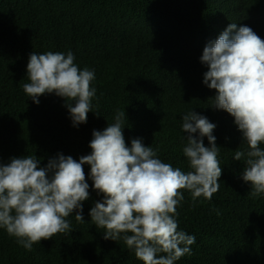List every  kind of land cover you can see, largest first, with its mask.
I'll list each match as a JSON object with an SVG mask.
<instances>
[{"label":"trees","instance_id":"1","mask_svg":"<svg viewBox=\"0 0 264 264\" xmlns=\"http://www.w3.org/2000/svg\"><path fill=\"white\" fill-rule=\"evenodd\" d=\"M230 23L248 26L264 40V0H0V163L32 155L45 167L59 154L79 162L91 154L93 132L125 112L128 147L141 139L162 162L187 172L182 118L195 111L216 125L222 175L210 201L193 202L181 190L178 231L196 242L191 255L175 264H264V194H249L245 158L233 159L248 146L234 118L214 107L215 90L203 83V50ZM48 51H70L81 70L94 71L96 95L86 123L73 126L63 98L44 94L36 104L23 91L30 55ZM203 142L210 146L207 137ZM83 170L89 184L84 222L76 221L74 210L66 218L70 231L30 251L0 228V264H142L124 234L106 240L105 230L91 221V208L104 197L93 188L90 166Z\"/></svg>","mask_w":264,"mask_h":264},{"label":"clouds","instance_id":"2","mask_svg":"<svg viewBox=\"0 0 264 264\" xmlns=\"http://www.w3.org/2000/svg\"><path fill=\"white\" fill-rule=\"evenodd\" d=\"M201 63L208 67L203 83L216 92L214 107L234 118L248 146L247 152L236 150L233 159L245 158L242 179L251 184L249 194L258 197L264 194V40L250 27L230 23L204 48ZM27 76L30 82L23 91L33 103L55 94L65 100L74 127L86 123L96 95L91 87L95 73L81 70L72 52H33ZM124 118L125 112H117L115 123L94 131L91 154L79 162L59 154L45 167L32 155L0 163V228L30 251L41 240L70 231L66 218L74 210L76 221L84 222L89 184L83 166L89 165L93 188L104 197L89 215L105 230L104 239L116 241L124 234V244L142 264H175L191 255L196 237L178 231L176 209L184 200L181 190L189 191L193 202L200 197L210 201L219 190L220 148L212 135L216 125L195 111L183 116L182 131L188 133L183 154L190 169L184 172L162 162L141 139H133L128 147Z\"/></svg>","mask_w":264,"mask_h":264}]
</instances>
